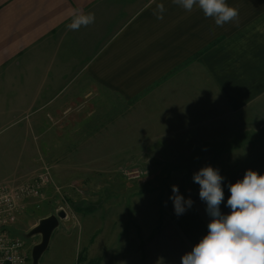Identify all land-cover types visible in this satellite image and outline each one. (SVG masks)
<instances>
[{
  "label": "crops",
  "instance_id": "1",
  "mask_svg": "<svg viewBox=\"0 0 264 264\" xmlns=\"http://www.w3.org/2000/svg\"><path fill=\"white\" fill-rule=\"evenodd\" d=\"M227 3L238 17L217 27L198 7L186 12L173 0H0V124L30 111L37 113L35 130H45L47 117L66 120L63 131H76L71 122L85 105L91 109L110 98L127 122L118 131L149 138L127 153L157 154L164 166L192 174L205 165L226 169V200L227 185L247 169L264 173V0ZM160 4L163 19L157 18ZM74 10L94 14V22L70 30ZM25 142L0 146V182L36 174L26 154L39 144ZM82 175L79 185L94 191L83 196L67 189L71 200L63 208L69 215L48 246L64 249L74 237L78 242L59 264L96 258L98 264H180L207 232L210 217L196 192L184 214L167 212L164 223L126 239L133 229L124 224L134 217L102 211L106 196L92 187L102 183ZM58 199L48 184L22 213L38 222L62 208ZM220 208L229 211L224 203ZM14 224L10 231L24 238Z\"/></svg>",
  "mask_w": 264,
  "mask_h": 264
},
{
  "label": "rangeland",
  "instance_id": "2",
  "mask_svg": "<svg viewBox=\"0 0 264 264\" xmlns=\"http://www.w3.org/2000/svg\"><path fill=\"white\" fill-rule=\"evenodd\" d=\"M90 107L91 109L85 105L84 114L78 115L79 118L71 122L78 129L71 132L62 129L67 124L66 120L53 122L47 117L42 121L45 130H35L31 127V119L37 113L29 115L30 111L24 112L21 120L5 121L0 124V146L2 144L19 146L25 141L26 145L39 144L36 153L33 151L26 154L34 165L30 172L37 173L44 167L49 169L51 177L49 185L58 194L60 204L62 203L64 219L69 215L63 208L64 203L70 204L71 200L67 193L68 187L83 196H89L87 193L94 191L83 184L79 185L78 177L83 174L82 176L96 178L102 183L101 186H92L97 190V194L106 196L103 202L99 203L102 211L119 210L123 211L124 215L134 217L132 222L124 224L133 229L126 232L128 234L126 239H129L130 235L141 237L143 228L164 223L170 217L167 212H174L172 201L169 199L173 184L178 185L185 197L195 195L199 185L193 181L191 170L164 166L165 163L156 157L157 154L151 157L152 153H127L126 148L139 149L140 142L149 138L140 135L126 136L124 132L118 131V128L127 122H121V116L118 115L121 111L116 112L117 106L111 104L110 98L104 99L103 105ZM120 107L126 108V105ZM87 112L89 113L86 114ZM219 171L223 175L226 169ZM121 177H125L129 185L121 180ZM23 181L24 178L17 179V176L2 180L15 184ZM73 216L72 213L70 217ZM36 219L34 214L25 212L17 218L14 225L16 229L24 232L25 237L28 230L37 222ZM58 227L56 232L63 230ZM23 239L28 250V264H31V248L40 241V236H28ZM70 240L71 243L64 249L61 245L59 249H55L53 245L48 246L38 264H59L62 253L76 251L78 239L74 237Z\"/></svg>",
  "mask_w": 264,
  "mask_h": 264
},
{
  "label": "clouds",
  "instance_id": "3",
  "mask_svg": "<svg viewBox=\"0 0 264 264\" xmlns=\"http://www.w3.org/2000/svg\"><path fill=\"white\" fill-rule=\"evenodd\" d=\"M173 3L186 12L198 7L217 27L238 17V10L227 0H173ZM164 12V5L160 4L157 18L163 19ZM94 19L92 13L74 10L67 27L79 30ZM192 179L199 185L198 195L210 219L207 232L182 254L180 264H264V173L247 169L241 179L227 185L226 200L224 177L218 168L205 165L193 173ZM169 199L178 216L193 204L175 184L171 186ZM222 203L229 209L227 213L221 211Z\"/></svg>",
  "mask_w": 264,
  "mask_h": 264
},
{
  "label": "built area",
  "instance_id": "4",
  "mask_svg": "<svg viewBox=\"0 0 264 264\" xmlns=\"http://www.w3.org/2000/svg\"><path fill=\"white\" fill-rule=\"evenodd\" d=\"M50 182L47 167L17 184L0 182V264H28L25 240L12 233L10 227L22 214L26 203L41 198Z\"/></svg>",
  "mask_w": 264,
  "mask_h": 264
},
{
  "label": "water",
  "instance_id": "5",
  "mask_svg": "<svg viewBox=\"0 0 264 264\" xmlns=\"http://www.w3.org/2000/svg\"><path fill=\"white\" fill-rule=\"evenodd\" d=\"M65 218L63 209L57 210L55 214L43 217L28 231L25 237L40 236V241L31 248V264H38L42 253L47 249L53 231L59 226L60 220ZM24 237V238H25Z\"/></svg>",
  "mask_w": 264,
  "mask_h": 264
},
{
  "label": "trees",
  "instance_id": "6",
  "mask_svg": "<svg viewBox=\"0 0 264 264\" xmlns=\"http://www.w3.org/2000/svg\"><path fill=\"white\" fill-rule=\"evenodd\" d=\"M99 260L96 258L95 260H90V264H98Z\"/></svg>",
  "mask_w": 264,
  "mask_h": 264
}]
</instances>
